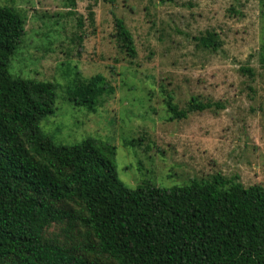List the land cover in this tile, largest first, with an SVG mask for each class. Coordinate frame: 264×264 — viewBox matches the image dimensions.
I'll return each mask as SVG.
<instances>
[{
  "label": "rangeland",
  "instance_id": "rangeland-1",
  "mask_svg": "<svg viewBox=\"0 0 264 264\" xmlns=\"http://www.w3.org/2000/svg\"><path fill=\"white\" fill-rule=\"evenodd\" d=\"M0 5L25 18L9 72L57 85L54 114L39 125L55 144L90 137L114 145L118 178L131 188L144 181L169 188L215 174L264 187V17L258 0H0ZM113 17L133 37L132 60L118 49ZM206 31L217 34L215 52L194 39ZM242 67L253 70L252 79ZM75 71L85 80L102 75L115 88L94 113L66 100L65 86ZM165 93L180 109L191 96L219 106L170 121ZM132 139L140 142L124 145Z\"/></svg>",
  "mask_w": 264,
  "mask_h": 264
},
{
  "label": "trees",
  "instance_id": "trees-1",
  "mask_svg": "<svg viewBox=\"0 0 264 264\" xmlns=\"http://www.w3.org/2000/svg\"><path fill=\"white\" fill-rule=\"evenodd\" d=\"M113 22L118 49L134 59L130 31L122 19ZM24 25V15L0 5V264H264L263 186L215 174L131 188L118 178L114 145L90 137L61 145L42 134L57 85L9 72ZM194 39L206 51L220 46L215 32ZM114 91L102 75L85 80L78 71L65 86L66 100L89 113ZM165 97L170 121L219 106L191 96L180 109Z\"/></svg>",
  "mask_w": 264,
  "mask_h": 264
}]
</instances>
